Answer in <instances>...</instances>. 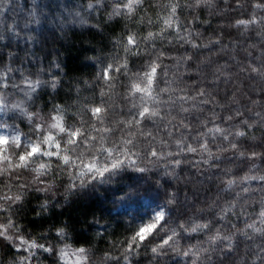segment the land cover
<instances>
[{"label": "trees", "instance_id": "obj_1", "mask_svg": "<svg viewBox=\"0 0 264 264\" xmlns=\"http://www.w3.org/2000/svg\"><path fill=\"white\" fill-rule=\"evenodd\" d=\"M169 2L175 3L176 0H145L144 6L138 8L131 18H110L114 0H100V3L97 0H5L0 3L3 8L0 11V36L3 37L0 39V72L5 65L10 66L16 71L8 75L17 83L21 73L33 81L55 78L57 87L52 89L45 85L39 88L30 110L35 108L46 115L53 106L60 105L65 109L69 125L79 126L81 117L87 120L85 106L99 104L101 92H104L106 95L103 99L117 106L110 113L111 124L114 125L115 121L127 118L122 97L128 80L114 73L117 79L111 82L114 87L109 88L99 78L104 68L116 60L127 59L129 70L135 72L148 59L154 58L148 56L149 51H163L166 54L163 62L168 66L166 79L173 81L171 87L176 89L173 96L185 93L195 96V89L199 87L207 92L208 97H215L213 104L198 106L203 112L173 111L172 114L177 117L174 123L186 118V123L199 130L200 121L206 117L215 115L226 118L232 115L233 120L217 119L216 123L233 132L247 131L246 137L229 138L239 143L240 151L264 153V80L242 70L264 64V30L258 26L248 30L231 26L237 19L248 18L252 11H256L258 16L264 13L252 9L248 0H241L243 7L240 8L236 7L235 0H227V3L225 0H210L199 6H196V0H179L180 7L176 12L179 35L200 47L193 48L183 41L177 42V34L173 32L166 34L172 43L157 40L154 42L156 47L152 48V43L141 42L139 56L125 53L123 44L129 33H136L142 38L149 31L159 32L163 26L160 18L168 15L161 5ZM89 3L94 5V10L87 8ZM81 18L84 24H80ZM36 19L39 23L34 22ZM149 20L155 23H149ZM188 56H191V60L183 59ZM181 88L185 91H179ZM17 98L22 99V94ZM192 103L189 101L184 106L190 107ZM120 108L124 109L122 113ZM237 112L243 113V116H236ZM241 120H247L251 127L246 128L240 123ZM22 128L28 131L26 125H22ZM147 130L156 137L152 147L165 155L159 159L148 156L149 144L141 137H137L135 147L128 146L133 152H139V157H132L136 160V166L147 171L138 172L133 167H127L108 183L93 182L75 194L66 192L70 183L67 175L44 177L46 183L52 185L51 191L29 190L22 204L13 205L14 211L0 213V217L11 215L19 225V234L25 239L57 249L63 248L64 242L59 240L56 232L59 228H65L67 243L73 248L91 249L93 264H116V261L105 262L104 257L106 254L120 256L123 246L119 242L131 235L141 218L148 219L141 200L149 198L158 205L167 204L173 225L191 223L193 220L211 222L209 229L182 233L179 240L181 250L190 246L209 250L200 252L201 260L197 264H264V237L251 229L246 231L252 239L236 232L237 228H244L245 221L252 223L254 219L257 220V227H264L258 222V213L264 206V190L257 181H249L247 185L237 183L227 191L223 190L230 178L239 181L246 173L264 174V160L245 161L238 153L228 151L216 167L203 162L196 164L200 160L199 155H175L179 149L173 142L183 132L189 136V143L198 146L199 142L191 139L194 132L181 129L174 131V136L169 138L158 126L149 124ZM203 130L207 131L206 128ZM126 135V131L117 132L110 136V143L106 146H111V142L120 143ZM161 139L168 142L167 147L160 144ZM221 143L227 146L229 142H222L218 138L216 144ZM210 147L213 152L217 151L215 144H210ZM169 152L173 155L166 154ZM177 159L183 161L179 167L173 163ZM253 164L260 170L253 169L249 173L248 169ZM34 175L25 173L19 182H30ZM243 187H248L249 192H241ZM236 193H240V196L237 197ZM169 200L174 202L169 204ZM45 201L47 204L42 210L41 205ZM126 204H133L136 208L130 212L121 209L120 206ZM233 204L235 207H232ZM228 208L231 211H222ZM217 230L221 236H233L232 241L218 240L210 245L209 237L215 235ZM14 242L19 245L18 240ZM229 243L231 251L227 247ZM31 251L36 255L31 258L30 264H62L58 255L38 249ZM26 255L28 252L24 247H14L0 238V264H16L21 256ZM209 256L211 259H208ZM133 264H191V259L172 251L154 257L150 249H142L138 256L133 257Z\"/></svg>", "mask_w": 264, "mask_h": 264}, {"label": "snow or ice", "instance_id": "obj_2", "mask_svg": "<svg viewBox=\"0 0 264 264\" xmlns=\"http://www.w3.org/2000/svg\"><path fill=\"white\" fill-rule=\"evenodd\" d=\"M3 2L5 0H0V3ZM209 2L210 0H196V6ZM97 3H100V0H97ZM235 3L237 8L243 7L241 0H235ZM248 3L252 9L264 13V0H248ZM144 4L145 0H114L113 10L109 16L110 18L117 16L131 18L136 10L142 8ZM161 7L168 11V15L160 18L163 26L159 32L149 31L142 38L136 33H129L125 38L126 43L123 44L125 53L139 56L138 50L141 42L152 43V48L156 47L154 42L157 40L172 43L171 40H168V35L173 32L177 34V42L183 41L193 48L200 47L187 37L179 35V19L176 17L177 8L180 7L179 0H176L175 3L162 4ZM87 8L94 10V5L89 3ZM0 11H3L2 7H0ZM76 15L79 16V13ZM34 22L39 23V20L36 19ZM141 22L143 23V21ZM148 22L155 23L151 20ZM84 23L85 21L81 18L80 24ZM231 26L244 30L258 26L264 30V14L258 16L256 11H252L248 18L237 19ZM9 30L11 31V29ZM0 39L3 37L0 36ZM147 54L154 58L148 59L138 71L131 72L129 70L127 59L116 60L114 63L108 64L99 77L107 83L109 88L114 87L111 82L117 79L113 75L114 73H119L128 80L125 86L126 92L122 97L127 108V118L115 121L114 125L111 124L110 113L116 110L117 106L108 104L103 99L106 95L104 92H101L102 99L99 104L85 106L84 111L85 115H88V119L85 120L81 117L79 126L67 124L65 109L60 105L53 106L46 115L35 108L30 110V105L35 104L37 90L45 85L55 89L58 81L55 78L50 81L39 79L33 81L21 73V79L17 83L13 77L8 75L16 70L10 66H4V70L0 72V213L14 211L12 206L22 204L23 198L29 190L45 193L51 191L52 185L46 183L44 177L53 176L55 178L61 174L67 175L70 183L66 187V192L75 194L78 190L88 188L93 182L108 183L113 176L127 167H133L138 172L147 171L146 168L136 166V160L132 157H139V152H133L128 146L135 147L137 137H141L149 144L148 156L159 159L165 155L152 147L156 137L153 132L147 130L149 124L158 126L169 138L174 136V131L181 129L188 133L194 132L191 139L199 142L198 146L189 143V136L184 135L183 132L181 137L173 142L179 149L175 155H199L200 160L196 161V164L203 162L209 164L210 167H216L217 162L228 151L234 154L238 153V156L245 161L264 160V153L240 151L239 143L229 139L230 137H246V130L233 132L216 123L217 119L231 121L234 118L232 115H228L226 118L215 115L206 117L200 121L199 130L193 128L190 123H186V118L174 123L177 117L172 114L173 111L188 113L199 110L203 112V109L198 106L213 104L215 97H208L207 92L199 87L195 89V96L187 93L173 96L176 89L171 87L173 81L166 79L168 66L163 62L166 58L165 52L156 51L153 53L149 51ZM183 59L191 60V56ZM242 70L254 73L264 80V64L260 67L249 66L248 69ZM161 84L165 86L161 87ZM179 91L184 92L185 90L181 88ZM19 94H22V99L17 98ZM189 101L193 103L190 107H185L184 105ZM119 111L122 113L124 109L120 108ZM257 115L260 114L257 113ZM236 116H243V113L237 112ZM240 123L246 128L251 127L247 120H241ZM209 124L213 126L209 127ZM22 125H26L28 131H24ZM205 128L207 131L203 130ZM125 131L127 135L121 139L120 143L111 142V146H106L110 143V136ZM218 138L222 142L228 141V145L216 144ZM160 144L164 147L168 146V142L163 139ZM210 144L216 145V152H213ZM166 154L173 155L171 152ZM205 154L207 158H205ZM173 163L179 167L183 161L177 159ZM253 169L260 170L253 164L248 172H252ZM25 173H34L35 175L30 182L20 183L19 181ZM14 181L17 183H13ZM249 181L259 182L261 190H264V174L249 175L247 173L241 176L239 181L228 179L226 188L223 190L227 191L237 183L247 185ZM40 185L44 186L40 187ZM33 186L35 187L33 188ZM241 192L248 193L249 188L243 187ZM236 196L239 197L240 193H236ZM173 202V200H169L167 203ZM46 204L47 201L41 205L42 210H45ZM232 207L235 205L233 204ZM222 211H231V208ZM168 213L167 204L158 205L147 220L141 218L131 235L119 242L123 246L120 256L106 254L104 261H116V264H133V257L138 256L142 249L145 251L150 249L154 257L167 255L169 251H172L177 255L189 257L191 264H197V261L201 260L200 252L209 250L195 248V246L181 250L179 240L182 238V233L191 234L209 229L211 222L199 223L193 220L191 223L184 222L173 225ZM258 217V222L264 225V206L261 207ZM0 220L6 221L0 222V238L13 244L14 247H24V250L28 252V255L21 256L16 264H30L31 258L36 255L34 251H31L32 249L58 255L62 264H93L91 249L73 248L69 245L67 243L68 233L65 228H59L56 232L59 240L64 242V247L57 249L55 246H46L35 240L25 239L23 235L19 234V225L12 220L11 215L0 217ZM246 229H251L253 233H259L264 237V227H257L256 219L252 223L245 221L244 228L236 229L240 235L252 239ZM232 239L233 236H221L217 230L215 235L209 237L208 242L210 245H214L218 240L231 242ZM15 240L19 241V245L15 244ZM227 247L231 251V243ZM208 259L211 257L209 256Z\"/></svg>", "mask_w": 264, "mask_h": 264}, {"label": "rangeland", "instance_id": "obj_3", "mask_svg": "<svg viewBox=\"0 0 264 264\" xmlns=\"http://www.w3.org/2000/svg\"><path fill=\"white\" fill-rule=\"evenodd\" d=\"M142 204L145 205L146 208H144L145 213H147L149 216L151 215L153 209H155L158 204H156L153 200L149 198H142ZM121 209L127 210V211H132L136 207L133 204H126V205H121Z\"/></svg>", "mask_w": 264, "mask_h": 264}]
</instances>
